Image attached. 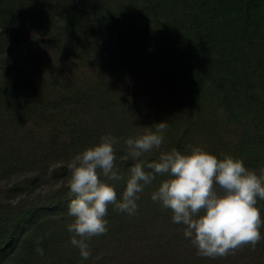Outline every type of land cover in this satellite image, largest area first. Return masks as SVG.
Masks as SVG:
<instances>
[{
	"label": "trees",
	"instance_id": "obj_1",
	"mask_svg": "<svg viewBox=\"0 0 264 264\" xmlns=\"http://www.w3.org/2000/svg\"><path fill=\"white\" fill-rule=\"evenodd\" d=\"M30 121L39 133L52 126L49 148L28 144ZM161 121L163 150L200 146L259 174L264 0H0V124L24 128L19 143L0 132V264H264V238L254 250L199 255L151 199L163 177L138 193L135 214L108 206L107 233L87 241L81 260L66 227L70 160L60 137L70 133L76 153L101 135L118 138L119 200L134 163L120 138ZM257 207L264 221V200Z\"/></svg>",
	"mask_w": 264,
	"mask_h": 264
},
{
	"label": "clouds",
	"instance_id": "obj_2",
	"mask_svg": "<svg viewBox=\"0 0 264 264\" xmlns=\"http://www.w3.org/2000/svg\"><path fill=\"white\" fill-rule=\"evenodd\" d=\"M168 123L161 121L145 127L135 137L120 138L134 163L127 170L126 187L118 200L114 183L124 179L116 166L117 137L101 135L98 141L86 144L67 164L70 173L67 224L70 244L79 249L81 260L91 250L87 243L93 236L107 233L105 219L108 206L129 215L138 209V193L145 185L160 179L151 199L172 213V222L183 226V235L196 247L199 255L223 257L250 245L254 250L261 241L264 227L259 200H264V168H247L239 157L216 155L200 146L163 150ZM158 150L155 160L146 154ZM103 177V179L101 178ZM37 241L35 251L43 256Z\"/></svg>",
	"mask_w": 264,
	"mask_h": 264
},
{
	"label": "rangeland",
	"instance_id": "obj_3",
	"mask_svg": "<svg viewBox=\"0 0 264 264\" xmlns=\"http://www.w3.org/2000/svg\"><path fill=\"white\" fill-rule=\"evenodd\" d=\"M9 73L11 76L14 75L15 73V70L12 71V68H9ZM9 75V76H10ZM77 123V122H76ZM28 126L30 128V130H32L34 132V136H31V137H27L28 139V144H31V146H34L36 145V150H37V147H45V148H49L50 147V144L48 142V136L50 135V129H52V126L51 125H44L43 127V130L39 133V128H40V125L35 123L34 121H30L28 123ZM90 127H94V124H89ZM42 127V126H41ZM22 126L20 125H14V124H5V127L4 125L0 124V132H4L5 133L7 132L9 135V137H13L14 138V142L15 143H19V139H18V134H20L21 130H23L24 128H22ZM73 128V127H72ZM3 130V131H2ZM37 132V133H36ZM75 134V133H73ZM68 136H71L70 133H67V134H63L61 137H60V141H63V143L65 142V151L68 155V159L67 160H70L73 155L76 153L73 148L70 146L69 144V137ZM71 139V138H70ZM23 140V139H22ZM14 143V144H15ZM30 152H34V149H30ZM69 178H70V173H69V170H68V173H66L64 179L66 181H69ZM0 182H4L2 180H0ZM53 181L50 180V182H46V183H52ZM1 184V183H0ZM46 188V187H45Z\"/></svg>",
	"mask_w": 264,
	"mask_h": 264
}]
</instances>
